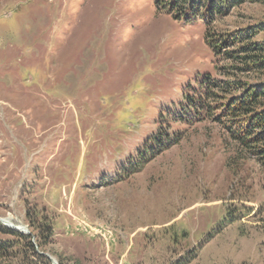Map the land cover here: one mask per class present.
<instances>
[{
    "label": "rangeland",
    "instance_id": "obj_1",
    "mask_svg": "<svg viewBox=\"0 0 264 264\" xmlns=\"http://www.w3.org/2000/svg\"><path fill=\"white\" fill-rule=\"evenodd\" d=\"M249 17L264 5L218 25ZM222 63L204 20L154 0H0V218L50 225L52 264H264V166L167 113ZM169 127L179 143L149 160Z\"/></svg>",
    "mask_w": 264,
    "mask_h": 264
},
{
    "label": "trees",
    "instance_id": "obj_2",
    "mask_svg": "<svg viewBox=\"0 0 264 264\" xmlns=\"http://www.w3.org/2000/svg\"><path fill=\"white\" fill-rule=\"evenodd\" d=\"M154 1L159 12H166L175 20L186 24L204 20L206 42L223 62L216 67V77L208 73L197 80L198 85H190V93L180 105L167 111L168 115L176 123L210 121L222 126L236 145V157L254 159L264 166V17H249L250 22L233 29H221L218 25L236 9L249 4L264 5V0ZM171 130L169 127L153 138L148 148L149 160L179 143L178 132ZM32 226L35 231L31 236L13 231L16 241L0 239V264H7L9 258H14L16 264H52L36 250L44 249L51 241L52 227L44 223ZM32 236L36 243L30 240ZM18 245L21 249L13 251Z\"/></svg>",
    "mask_w": 264,
    "mask_h": 264
},
{
    "label": "bare ground",
    "instance_id": "obj_3",
    "mask_svg": "<svg viewBox=\"0 0 264 264\" xmlns=\"http://www.w3.org/2000/svg\"><path fill=\"white\" fill-rule=\"evenodd\" d=\"M0 221H4L7 225L9 226H17L19 228H24V226H22V224H15L14 221H13V218H0Z\"/></svg>",
    "mask_w": 264,
    "mask_h": 264
},
{
    "label": "water",
    "instance_id": "obj_4",
    "mask_svg": "<svg viewBox=\"0 0 264 264\" xmlns=\"http://www.w3.org/2000/svg\"><path fill=\"white\" fill-rule=\"evenodd\" d=\"M4 222V221H3ZM19 231L25 232V233H30V231L27 229V227L24 226V228H19L17 226H11ZM54 264H58L56 261H54Z\"/></svg>",
    "mask_w": 264,
    "mask_h": 264
},
{
    "label": "crops",
    "instance_id": "obj_5",
    "mask_svg": "<svg viewBox=\"0 0 264 264\" xmlns=\"http://www.w3.org/2000/svg\"><path fill=\"white\" fill-rule=\"evenodd\" d=\"M78 264H80V263L78 262Z\"/></svg>",
    "mask_w": 264,
    "mask_h": 264
}]
</instances>
